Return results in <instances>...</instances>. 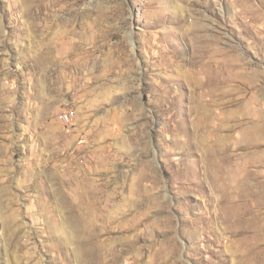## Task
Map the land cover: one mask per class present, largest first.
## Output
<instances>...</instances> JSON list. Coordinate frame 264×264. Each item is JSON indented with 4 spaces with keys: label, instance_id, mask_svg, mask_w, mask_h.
I'll list each match as a JSON object with an SVG mask.
<instances>
[{
    "label": "rangeland",
    "instance_id": "374dc122",
    "mask_svg": "<svg viewBox=\"0 0 264 264\" xmlns=\"http://www.w3.org/2000/svg\"><path fill=\"white\" fill-rule=\"evenodd\" d=\"M0 264H264V0H0Z\"/></svg>",
    "mask_w": 264,
    "mask_h": 264
},
{
    "label": "bare ground",
    "instance_id": "6f19581e",
    "mask_svg": "<svg viewBox=\"0 0 264 264\" xmlns=\"http://www.w3.org/2000/svg\"><path fill=\"white\" fill-rule=\"evenodd\" d=\"M72 118V113L69 112V111H66L63 113V119H64V122H69Z\"/></svg>",
    "mask_w": 264,
    "mask_h": 264
},
{
    "label": "built area",
    "instance_id": "2783aa9c",
    "mask_svg": "<svg viewBox=\"0 0 264 264\" xmlns=\"http://www.w3.org/2000/svg\"><path fill=\"white\" fill-rule=\"evenodd\" d=\"M59 118H60V120L64 121L63 115L59 114Z\"/></svg>",
    "mask_w": 264,
    "mask_h": 264
}]
</instances>
